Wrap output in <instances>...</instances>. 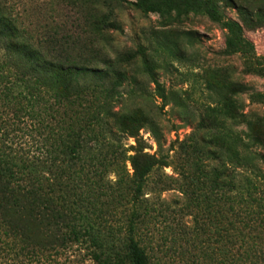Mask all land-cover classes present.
<instances>
[{"label":"trees","instance_id":"trees-1","mask_svg":"<svg viewBox=\"0 0 264 264\" xmlns=\"http://www.w3.org/2000/svg\"><path fill=\"white\" fill-rule=\"evenodd\" d=\"M80 1L87 10L90 38L54 34L43 42L28 35L0 1L2 264H61L62 255L67 264H84V255L95 264H155L137 240L138 224L143 222L141 209L147 207L143 195L148 179L155 170L170 166V149L167 154L161 147L155 153L146 151L133 123L113 109L119 85L112 80L120 73L114 72L111 58L101 66L98 56L88 59L84 52L102 56L99 42L91 38L118 24L112 10H103L107 0ZM122 1L167 22L190 13L208 16L227 31L225 53L244 56L246 73L264 77V56L256 54L243 24L225 14L221 0ZM225 1L236 7L232 0ZM139 54L166 99L143 48ZM229 89L209 107L210 120H201L209 133L182 142L191 169L182 170L181 192L204 210L207 200L214 207L212 236L218 243L215 253L221 254L216 264H264V116L240 112L237 98L248 92L252 102L264 105V92L240 82ZM240 115L247 124L243 135L236 129ZM112 127L117 128L118 142L135 137V144L122 149L107 140L101 132H111ZM108 167L117 175L118 188L126 183L129 190L120 188L115 205L124 225L102 218V181Z\"/></svg>","mask_w":264,"mask_h":264},{"label":"rangeland","instance_id":"rangeland-1","mask_svg":"<svg viewBox=\"0 0 264 264\" xmlns=\"http://www.w3.org/2000/svg\"><path fill=\"white\" fill-rule=\"evenodd\" d=\"M0 1L29 32L28 35L40 42L54 34L57 37L82 36L84 41L90 38L87 10L80 0ZM232 1L236 7L221 0L222 9L229 18L243 24L245 36L254 43L256 54L263 57L264 0ZM107 3L103 4V10H112L118 25L93 34L91 39L99 42L102 56L96 51H85L84 54L88 59L98 56L101 66H105L104 59L111 58L114 72L120 73L112 80L119 85L113 109L122 112L123 119L133 123L136 137H142L148 147L146 151L155 153L161 147L164 154L170 149L171 156L170 166L155 170L148 179L142 194L147 207L141 209L143 222L138 224L137 240L147 249L155 264H216L221 254L215 253L218 243L212 236L214 207H210L211 201L207 200L208 210H204L189 203L181 192L184 184L182 170L191 169V163L185 164L186 149L182 142L191 135L198 138L209 133L207 128L201 127V120H210L209 107L217 104L219 94L230 93L233 82L247 83L254 90L264 92V77L246 73L247 59L244 56L225 53L227 31L206 15L190 13L179 21L167 22L159 14L144 13L127 1L107 0ZM140 48L146 52L155 78L165 87L166 99L158 93L153 77L147 73L139 54ZM237 98L240 112L249 117L264 116V105L252 102L248 92H241ZM236 129L241 135L247 131L241 115ZM111 132L101 133L107 140L123 146L122 149L126 144L136 142L135 137H125L118 142L117 128ZM206 149L202 147L201 151ZM104 150L111 149L104 147ZM117 179L112 167L106 168L102 181L106 195L100 199L105 204L102 218L113 225H124L121 212L115 209V205L118 206L120 188L129 190L126 183L118 188ZM109 203L112 204L110 208ZM125 211L128 214L130 208ZM59 263L67 264L65 255ZM12 264L31 263L15 260ZM84 264L95 263L84 255Z\"/></svg>","mask_w":264,"mask_h":264}]
</instances>
